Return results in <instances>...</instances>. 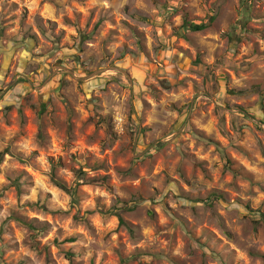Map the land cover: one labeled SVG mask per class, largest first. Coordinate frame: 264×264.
<instances>
[{"label":"clouds","instance_id":"clouds-1","mask_svg":"<svg viewBox=\"0 0 264 264\" xmlns=\"http://www.w3.org/2000/svg\"><path fill=\"white\" fill-rule=\"evenodd\" d=\"M191 6V0H0V40L9 49L24 40L29 29L32 34L37 32V14L45 17L40 45L34 53L39 59L22 67L21 49L6 68L0 65V128L4 130L0 133V152L10 148L20 154L19 158L7 155L0 164V203L4 205L0 210V264H54L48 259L50 251L58 252L54 240H60L65 249L75 248L77 264H93L94 255V264H116L117 253H122L129 264H143L145 259L154 264H172V258H179L183 264H220L216 253L227 255L233 250L238 253L237 264L241 260L264 264V228L257 235L251 224L260 220L264 212V127L257 130L255 121L239 118H234L229 126L223 120L226 103L233 106V113L234 105L240 104L245 111L256 114L259 97L239 93L248 92L253 81L264 77V19L255 22L261 29L258 33L242 29L241 21L248 19L247 14L239 0H232L216 29L191 32L183 27L185 14L180 11ZM125 7L131 8L132 13H125ZM25 9L30 12L27 20ZM93 10L95 18H91ZM196 14L211 13L201 7ZM101 16L103 23L93 31ZM48 20L58 27L53 28ZM113 29L118 35L112 34ZM137 30L147 37L143 42L152 54L149 58L140 51ZM80 35H89L91 40L86 42V51L77 64L72 57ZM184 35L193 38L195 43L190 50L193 58L198 53L203 56L202 66L191 79H184L188 73L176 77L171 72L155 78H167L173 85L169 94L149 91V85L155 82L151 68L160 63L157 53L163 54L161 67H170L167 57L174 51L173 37ZM233 35L243 43L229 45ZM257 42L259 55L253 49ZM125 44L140 59L125 54ZM236 47L240 48L238 55ZM57 60L64 61L59 70ZM112 66L117 71H108ZM101 68L105 70L102 75H94L84 83L101 96L103 104L88 105L84 111L73 98L76 113L71 119L77 127L71 136L65 121L54 124L51 117H45V138L41 139L38 130L42 121L38 110L32 108L35 97L22 99L33 92V87H26L25 82L45 92L57 88L63 79L74 93L81 86L80 78ZM229 75L230 79H226ZM227 89L236 90L237 94L227 96ZM203 92H208L211 99L202 96ZM140 95L156 101L146 110L152 131L147 141H141L140 148L146 142L163 143V147L146 154L140 148L132 150L135 137L130 134L136 132V120L127 118L131 103L138 102ZM193 97H197V105L192 108V119L180 137L174 138L172 125L187 119ZM173 103L183 112L174 110ZM215 105H220L221 111L211 117L207 107ZM9 107L11 111H7ZM110 116L111 131L106 123H100L102 117L107 121ZM193 125L204 139L192 132ZM209 139L224 142L217 148ZM231 154L236 163L228 170L225 163ZM9 170L30 173L20 180L27 194L19 202L8 179ZM182 171L187 172L191 184L188 191L194 198L218 188L231 194L230 201H214L215 208L196 203L193 209V202L172 199L166 182L179 179ZM30 177L35 178L34 182H30ZM157 188L159 195L155 194ZM144 191L149 195L138 199ZM249 203L252 213L246 211ZM166 204L171 205V210ZM126 208L135 211H125ZM12 211L46 223L39 231H32L14 223L10 219ZM153 211L160 215L153 218ZM118 217L138 226L135 237L119 223ZM226 228L233 233V239L225 235ZM73 235L77 237L75 245L63 243ZM81 248L87 249L83 256ZM250 248H256L259 256L246 257ZM137 249H150L154 255L136 259ZM61 264L67 261L61 258Z\"/></svg>","mask_w":264,"mask_h":264},{"label":"rangeland","instance_id":"rangeland-1","mask_svg":"<svg viewBox=\"0 0 264 264\" xmlns=\"http://www.w3.org/2000/svg\"><path fill=\"white\" fill-rule=\"evenodd\" d=\"M189 0H185V3H188ZM232 0H191V9L188 7L180 9V11L184 12V23L189 22L197 25H206V29H216L219 26V23L224 19L225 14L228 10L229 5L231 4ZM239 6L243 8L244 12L247 14L248 19L245 21H241V27L242 29L249 31L253 34L258 33L261 31V29L257 26H255L256 21H260L261 19H264V0H239ZM201 7L204 9H207L211 14L209 15H198L196 13L200 12ZM125 13H132V9L129 7H125L124 9ZM136 15H142L141 13L137 12ZM30 15V12L28 9L24 10V19L27 20ZM96 17V11L93 10L91 13V18ZM45 17L42 15L37 14L36 17V23L38 25L37 32L32 34L31 30L29 29L28 32L25 33L24 40L17 43L12 49H9L4 44L3 40H0V65H3L5 68L8 66L9 63H11V57L17 54L21 49L23 50L21 53V66L22 67H29L30 63L35 62L39 59L37 55H35V49L39 47L40 45V35L43 33V22ZM104 17L101 16L99 23L96 25V28L93 29V31H96V29L99 28L100 24L103 23ZM202 21H207V23H204ZM49 25L54 27H58V25L55 24L54 21L48 20L47 21ZM111 23L115 24L116 20L112 19ZM184 26V24H183ZM202 32H205L202 31ZM200 33V32H197ZM113 35H118V33L113 29L112 30ZM3 33H0V36H2ZM63 35H67V33H63ZM135 36L138 41V45L140 48V51L145 54V58H149L152 54L147 52V46L143 42L144 40H147L146 36H142L140 31L137 30L135 32ZM91 40V36L89 35H80L79 37V44L75 46V53L73 54V61L77 64L81 63V58L83 54L85 53V45L86 42H89ZM57 43H61L60 40H57ZM194 40L192 37L184 35L183 37H173V45L172 48L174 51L171 55H169L167 58L169 60L170 67H161V64L163 63V54L157 53L158 59L160 60V63L153 64L151 68V74L152 77L158 78L162 75H164L166 72L174 73L176 77L184 76V73H188L187 76H184V79H191L195 76L196 71L202 66L203 64V56L201 54H197L195 58H193L191 47L194 44ZM243 41L239 38L233 35L229 38L228 44L235 47L236 45H241ZM185 45H188V47H185ZM254 52L259 55L260 54V45L257 42L255 45H253ZM72 49L69 48V51ZM240 48L236 47V53L239 54ZM124 52L127 55H130L134 59H140L139 55L135 52H132L128 45H124ZM109 59H111V56H109ZM64 61L63 60H57V68L59 70L60 67L63 66ZM105 70L101 68L99 71L95 73H88L85 77L80 78L78 81V84L81 85L78 87L75 92H70L68 89L69 82L64 81L63 79L60 81L59 86L57 88H54L49 91L40 92L35 89V86L31 84V82H25L26 87H33V92L29 94L28 97H23L22 99L26 100H32L33 96L35 97V102L32 105L33 110H38V115L41 118L42 121V127L38 130V135L41 139L45 138L44 135V118L45 117H51L52 122L55 124L57 120H62L67 123V133L69 136H71L72 132L75 130L77 125L73 123V120L71 119L72 116L76 113V107H73L72 100L73 98L78 101V106L82 105L84 107V111H87L88 105H96V104H103V100L100 95L97 94V92L90 87L89 85L84 83V80H91L94 75L99 76L102 75ZM108 71H117L115 66H112L108 69ZM33 75H37V73H33ZM71 75V73H69ZM226 79H230V75L226 77ZM129 84L132 83L131 78H129ZM47 83V81H45ZM111 81H106V84H110ZM43 87V85H41ZM173 85L169 83L167 78L164 79H155V82L151 85H149V91L153 92H159L161 94H169L172 92ZM105 92L108 91V88L106 87L104 89ZM256 95L259 97V102L255 105L254 112L256 114H251L244 110V108L240 104L234 105L236 112H232V105H229L228 103L225 104V115L223 116V120L225 123H227L229 126L233 123L234 118H239L243 120H252L256 122L257 130H260V128L264 127V77H261L260 79L253 81L250 85V88L248 92L240 91V95H247V94ZM236 90L233 89H227L226 95L227 96H235ZM202 96L208 97V99H211V96L208 92L201 93ZM154 103L156 101L152 100L151 96L144 97L143 95H140L139 101L136 102L133 100L130 106V114L127 117L128 119H135L136 120V132L132 133L130 135H134L135 137V146L133 147V151L135 152L137 148H140V143L142 140L147 141L148 140V133H151L152 127L148 124V115L146 114V110L151 109L154 106ZM197 105V97L192 98V103L188 106V116L187 119L184 120L183 123L176 122L172 125L171 130L176 133V136L174 138H179L182 134L185 126L191 121L192 119V108L196 107ZM171 107L176 110L178 113L183 112V108L178 107L176 103H173ZM7 111H11V107L7 109ZM207 111L211 117H214L215 114L219 111H221L220 105H215V107H207ZM246 113V114H244ZM88 120H91V117H88ZM101 124H107L108 130L111 131V123H112V117H108L107 121L105 118L100 119ZM10 126V125H9ZM4 130L3 128H0V133H2ZM192 132L198 136L201 137V139H204V134L199 132L195 128V126H192ZM48 136L51 138V129H48ZM2 138V137H0ZM210 144H214L215 147H220L223 144V139L218 140H211L208 141ZM218 145V146H217ZM155 147H163V143L160 141H154V142H146L143 144V147L140 148V151L142 154H146L148 152H151L153 148ZM7 155H16L19 158L18 153L15 152V149L10 148H4L3 152H0V164H3L4 159ZM50 159H57V157H52ZM61 162V166H63V158H59ZM236 163L235 155L231 154L226 158L225 168L228 170H232L233 164ZM81 174L82 171H81ZM24 175L30 176V173L23 171V172H17L15 170H9L8 172V179L11 182V187L15 189V196L17 199V202H19V198L23 195H26L27 193L25 190L20 186V180ZM187 172L182 171L179 179L172 182L167 181L166 182V191L167 194L172 199H183L187 200L189 202H193L192 206L193 209H195V204H205L209 208H215L216 205L214 204V201L220 200L223 201L225 204H227L231 199V194L227 193L221 189L213 188L211 189L207 194L200 193L195 198L193 197L192 193L188 191V189L191 187L190 181L186 178ZM53 178H55V172H53ZM35 178L30 177V182H34ZM181 181L183 183H181ZM4 191H8L7 188L4 189ZM159 188L155 190V194L159 195ZM51 193H49V197H51ZM146 195H149L147 191L142 192L139 194L138 199H143ZM237 203H242L241 201L237 200ZM97 203L99 204V199L97 200ZM37 206L44 207L38 203ZM166 207H168L171 210V205L166 204ZM4 205L0 203V210H2ZM28 207L31 208L32 205L28 204ZM44 210L46 211V207H44ZM222 210V209H221ZM125 211H135V209H125ZM246 211L249 213H252L254 210L251 207V204L249 203L246 207ZM150 215L155 218L159 216L160 214L158 212H151ZM178 219H181V221L185 224H187V221L183 220L182 217H177ZM10 219L17 224H23L26 227L30 228L32 231H39L41 228V225L46 223L43 221H40L39 219L35 217H26L23 214L17 213L15 211L11 212ZM122 219L125 222V225L128 230L129 234L135 237L137 235V225L131 221V220H125L123 217ZM248 218L245 217V220ZM119 220V218H118ZM261 221H264V212H261V218L260 220H253L251 221L252 228L254 232L259 235L261 228H264V224L261 223ZM120 223V220H119ZM222 223H224V220L222 218ZM50 227V225H48ZM61 234L63 233V230H60ZM225 235L229 239H233V233L231 231H228L227 228L225 230ZM77 237L76 235H73L71 237H67L63 243L65 244H76ZM199 243V241H197ZM54 248L58 249V252L56 251H50L49 252V261L54 262V264H61V258L64 261H67V264H77V253L75 248H68L65 249L61 246L60 240H54L53 242ZM87 252V249L81 248L80 249V255L83 256ZM137 252L139 253V256L136 257V259H139L140 257H147L150 258L154 254L150 249H144L140 250L137 249ZM216 255L219 258L220 264H237L236 257L238 253L233 250L230 254L224 255L220 253H216ZM246 257H258L259 253L256 248H250L248 252L245 254ZM95 261V255L93 256V264ZM116 264H129L127 258L122 253H117L116 255ZM143 264H154V262L151 259H145L143 261ZM172 264H183V262L179 258H172ZM240 264H248L247 260H241Z\"/></svg>","mask_w":264,"mask_h":264},{"label":"trees","instance_id":"trees-1","mask_svg":"<svg viewBox=\"0 0 264 264\" xmlns=\"http://www.w3.org/2000/svg\"><path fill=\"white\" fill-rule=\"evenodd\" d=\"M183 27L186 29V31H191V32H202V31L206 30V28H207L206 25H203V24L197 25V24H193V23H189V22H185ZM244 114H246V113H244ZM118 218L120 220V224L124 226L125 222L122 219V217H118Z\"/></svg>","mask_w":264,"mask_h":264}]
</instances>
